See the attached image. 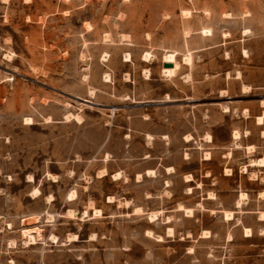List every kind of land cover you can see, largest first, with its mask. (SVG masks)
I'll use <instances>...</instances> for the list:
<instances>
[{
	"label": "rangeland",
	"instance_id": "1",
	"mask_svg": "<svg viewBox=\"0 0 264 264\" xmlns=\"http://www.w3.org/2000/svg\"><path fill=\"white\" fill-rule=\"evenodd\" d=\"M263 112L264 0H0V264H264Z\"/></svg>",
	"mask_w": 264,
	"mask_h": 264
},
{
	"label": "bare ground",
	"instance_id": "2",
	"mask_svg": "<svg viewBox=\"0 0 264 264\" xmlns=\"http://www.w3.org/2000/svg\"><path fill=\"white\" fill-rule=\"evenodd\" d=\"M203 32V34L204 35H207V34H210V30H203L202 31ZM152 55V54H151ZM151 55L149 54V53H145V54H143V61H147V60H149L150 59V57H151ZM128 55L126 54V55H124V57H127ZM176 56H177V52L176 51H169V50H166L165 52H164V54H163V60H162V63L163 64H165V63H167V64H171V67H164V66H162V73H163V75L165 76V77H167V78H175V77H177V75H178V71H179V69H180V64L178 63V61H177V59H176ZM104 57H105V55H104ZM124 60V59H123ZM128 60V59H127ZM126 59H125V61H127ZM130 60V59H129ZM185 61H187V62H190L191 61V58H190V55H187L186 57H185ZM185 63V62H184ZM147 73V72H146ZM85 76V75H84ZM103 78V82L104 83H106L107 81H108V74L107 75H104V77H102ZM183 79V78H182ZM86 80V79H85ZM91 95V94H90ZM76 119V120H79V117L78 116H74V115H71V114H69V115H67L66 117H65V119H67V120H69V119ZM66 120V121H67ZM263 120H264V112H263V114L262 115H260V116H258L257 117V119H256V121H257V124H261V123H263ZM263 134H264V132H263ZM233 137L232 138H234V139H238L239 138V133L237 132V131H234L233 132ZM146 138H147V140L148 141H151L152 140V136L151 135H146ZM191 139V137H185V141L186 142H188L189 140ZM209 140V139H208ZM237 146V145H236ZM251 148H253V147H246V150L249 152L250 150H251ZM250 162V164L251 165H253V166H257V167H263L264 166V160L262 159V158H260V159H256V160H250L249 161ZM169 170V169H168ZM98 174V176H104V175H106V170L105 169H102L101 171H99V172H97ZM256 173V172H255ZM147 176H154V171L153 170H147L146 171V173H145ZM48 175V174H47ZM120 176V173H115L114 175H113V177H119ZM50 177V176H49ZM141 178V176L140 175H137L136 176V179L137 180H139ZM52 180L53 181H55V177H53L52 176ZM190 179H189V176H185V181H189ZM187 191H188V193H190L191 192V188H187ZM40 195V192H39V190L38 189H33L32 190V192H31V196L33 197V198H36V197H38ZM71 197V198H70ZM75 197H76V193L74 192V191H72V192H70L68 195H67V198H68V200L69 201H72V200H75ZM209 199H210V197H208ZM46 200H47V202H50V201H52V197L51 196H47L46 197ZM246 200H247V198H246ZM107 201L108 202H112L113 201V198L112 197H108L107 198ZM243 201H245V195L244 194H240V197H239V200L236 202V207H239L240 206V204H241V202H243ZM127 205V204H126ZM176 210H178V211H182L184 214H185V216L187 215V216H191L192 215V213H193V210L192 209H190V208H184V207H182V206H180V205H178V207H177V209ZM67 213V216L68 217H70V218H75V211H73V210H68V211H66ZM86 212L87 211H85L84 212V214H86ZM262 213V212H261ZM140 214H142V209L140 208V207H134V209L132 210V215H140ZM92 215H94V216H99L100 215V211H99V209L97 210V209H95L94 211H93V214ZM224 217H225V219H228V220H230L231 218H232V214H231V212H225L224 211ZM260 217V218H259ZM259 219L260 220H263L264 219V213L263 214H260L259 215ZM168 219V218H167ZM147 220H148V222L149 223H154L156 220H157V213L156 212H151V213H149L148 215H147ZM34 229V230H33ZM24 228V229H21L22 231H21V235H22V237L24 238V244H28V245H36L37 244V241L38 240H41L42 239V237H41V234H40V231L38 230V229H35V228ZM167 232L168 233H170L171 232V230L169 229V230H167ZM246 234H248L249 235V229H245V231H244ZM171 234V233H170ZM169 234V235H170ZM145 235L147 236V237H153L154 235H153V233L151 232V231H149V230H147L146 232H145ZM206 235V233L204 232L203 233V236H205ZM92 236V235H91ZM202 236V237H203ZM69 237V236H68ZM53 239V243H57L58 241H56L55 240V238L53 237L52 238ZM156 241H161L162 240V238L160 237V236H158V235H156ZM23 240V239H22ZM76 240V236H72V238H68V241H75ZM12 242V241H11ZM41 242V241H40ZM43 242V241H42Z\"/></svg>",
	"mask_w": 264,
	"mask_h": 264
},
{
	"label": "water",
	"instance_id": "3",
	"mask_svg": "<svg viewBox=\"0 0 264 264\" xmlns=\"http://www.w3.org/2000/svg\"><path fill=\"white\" fill-rule=\"evenodd\" d=\"M163 66H164V67H171V64H167V63H165V64H163Z\"/></svg>",
	"mask_w": 264,
	"mask_h": 264
},
{
	"label": "snow or ice",
	"instance_id": "4",
	"mask_svg": "<svg viewBox=\"0 0 264 264\" xmlns=\"http://www.w3.org/2000/svg\"><path fill=\"white\" fill-rule=\"evenodd\" d=\"M29 179H31V177H29ZM71 198V197H70Z\"/></svg>",
	"mask_w": 264,
	"mask_h": 264
}]
</instances>
